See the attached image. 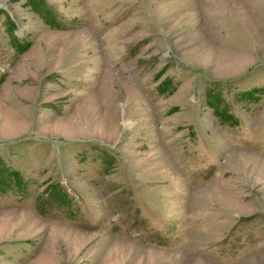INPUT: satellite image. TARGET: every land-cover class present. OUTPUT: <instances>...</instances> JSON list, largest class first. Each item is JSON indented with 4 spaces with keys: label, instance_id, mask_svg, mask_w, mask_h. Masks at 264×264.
I'll return each instance as SVG.
<instances>
[{
    "label": "rangeland",
    "instance_id": "rangeland-1",
    "mask_svg": "<svg viewBox=\"0 0 264 264\" xmlns=\"http://www.w3.org/2000/svg\"><path fill=\"white\" fill-rule=\"evenodd\" d=\"M0 5V264H264V0Z\"/></svg>",
    "mask_w": 264,
    "mask_h": 264
},
{
    "label": "water",
    "instance_id": "water-1",
    "mask_svg": "<svg viewBox=\"0 0 264 264\" xmlns=\"http://www.w3.org/2000/svg\"><path fill=\"white\" fill-rule=\"evenodd\" d=\"M6 0H4V2H5ZM0 7H1V5H0Z\"/></svg>",
    "mask_w": 264,
    "mask_h": 264
}]
</instances>
